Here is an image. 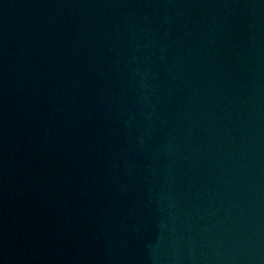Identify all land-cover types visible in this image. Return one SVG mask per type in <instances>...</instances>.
Segmentation results:
<instances>
[{
  "label": "water",
  "instance_id": "95a60500",
  "mask_svg": "<svg viewBox=\"0 0 264 264\" xmlns=\"http://www.w3.org/2000/svg\"><path fill=\"white\" fill-rule=\"evenodd\" d=\"M0 264H264V0H0Z\"/></svg>",
  "mask_w": 264,
  "mask_h": 264
}]
</instances>
